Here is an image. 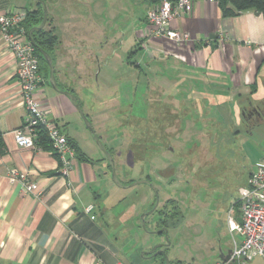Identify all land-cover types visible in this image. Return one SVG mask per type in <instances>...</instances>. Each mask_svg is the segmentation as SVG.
<instances>
[{
    "label": "crops",
    "instance_id": "crops-1",
    "mask_svg": "<svg viewBox=\"0 0 264 264\" xmlns=\"http://www.w3.org/2000/svg\"><path fill=\"white\" fill-rule=\"evenodd\" d=\"M160 1L133 0V11L138 7V15L126 24L109 21V8L118 10L119 0L46 2L52 9L44 28H53L59 38L52 53L55 75L60 89L71 91L75 100L45 80L36 96L75 150L88 157L77 156L68 175L61 173L59 156L50 146L37 141L34 147H23L15 141L13 130L22 126L27 110L14 53L0 35V264H161L163 255L147 257L142 253L161 242L157 234L165 233H156L158 222L152 220L154 229L142 230L138 220L142 209L128 200L125 187L112 180L107 162L88 140L89 130L75 104L86 114L81 94L91 84L93 56L100 70L116 72L117 66L124 67L125 42L130 47L126 57L129 69L141 70L146 62L151 68L152 59L169 62L176 73L187 76L176 99L182 109L190 108L196 94L199 117L211 110L217 124L237 127L233 133L246 145L248 166L239 190L247 186L254 167L264 162L263 16L254 9L225 15L219 0H192V10L175 18L172 26L190 32L194 39L177 43L151 34L146 14ZM36 8L38 0H0V10L18 11L24 20L28 11ZM139 51L144 56L134 61ZM112 101L111 107L116 108L118 97ZM103 142L114 148L111 140ZM13 168L27 172L33 192H24L21 183L9 179ZM229 214L235 223L242 221L239 195ZM229 231L232 248L240 237L236 230L229 227ZM220 254L212 264L220 260Z\"/></svg>",
    "mask_w": 264,
    "mask_h": 264
},
{
    "label": "rangeland",
    "instance_id": "rangeland-1",
    "mask_svg": "<svg viewBox=\"0 0 264 264\" xmlns=\"http://www.w3.org/2000/svg\"><path fill=\"white\" fill-rule=\"evenodd\" d=\"M119 1L122 4L118 10L110 6L109 21L126 24L139 9L133 11V0ZM47 8L51 11L52 6L47 4ZM124 46V67L117 66L116 72L100 70L93 56L91 84L81 94L86 116L102 141L114 143L111 150L116 171L126 185L123 193L142 209L138 211L141 226V214L156 200L152 186L158 191V208L172 198L186 215L184 221L168 228L170 264H212L232 245L228 211L248 170L246 145L233 133L235 126L217 124L211 110L199 117L196 94L189 109L181 108L176 99L181 96L182 84L188 81L186 75L176 73L169 62L153 59L151 68L146 62L141 70L129 69L126 57L130 47L127 42ZM143 54L139 51L134 61L141 60ZM114 96L119 100L116 108L111 107ZM87 134L90 144L104 158L92 133ZM132 180L138 183L130 185ZM152 214L142 230L154 229L158 210ZM157 239L161 241L158 243L166 242L165 235L157 234ZM247 264H264V259L256 256Z\"/></svg>",
    "mask_w": 264,
    "mask_h": 264
},
{
    "label": "built area",
    "instance_id": "built-area-1",
    "mask_svg": "<svg viewBox=\"0 0 264 264\" xmlns=\"http://www.w3.org/2000/svg\"><path fill=\"white\" fill-rule=\"evenodd\" d=\"M192 7V0H161L149 8L146 14L152 25L151 34L177 43L192 42L194 38L190 32L172 26L175 18L191 11ZM23 22L22 13L0 10V35L14 53L20 94L27 110L24 123L13 130V135L19 146L34 147L38 127L42 125L48 133L53 151L59 156L61 173L68 175L77 157L76 150L63 128L48 117L36 96L45 79L40 72V60L35 53V46L29 40ZM9 179L21 183L26 193L34 191V184L30 182L26 171L13 168L9 171ZM239 200L242 221L235 223L230 214L228 221L230 229L236 230L240 238L234 240L230 259H220L215 264H247L256 256L264 259V162L258 163L251 171L247 186L239 190Z\"/></svg>",
    "mask_w": 264,
    "mask_h": 264
},
{
    "label": "trees",
    "instance_id": "trees-1",
    "mask_svg": "<svg viewBox=\"0 0 264 264\" xmlns=\"http://www.w3.org/2000/svg\"><path fill=\"white\" fill-rule=\"evenodd\" d=\"M47 2V0H45ZM222 4V9L225 15H236L240 12L246 10V9H254L256 12L260 13L263 16L264 19V0H219ZM232 4L231 6H228ZM43 18V7L41 5V2L38 1V8L28 11L27 16L23 22L24 26L26 27L27 31H29L30 28L33 26H37L40 24L41 20ZM49 21V18L48 20ZM32 38L36 44L35 46V53L39 57L40 60V72L42 76L44 77L45 81L49 83V66L47 64V61L44 59L43 55L40 52L39 48H42L49 52L51 55L56 47V45L59 42V38L53 28L51 29H36L32 33ZM131 58V55L128 56V59ZM59 85V84H58ZM245 111V110H244ZM37 139L36 142L39 141L42 145L45 147L51 146V142L48 138L46 129L39 125L38 132H37ZM109 151L112 153V150L108 148ZM77 156L80 159H87L88 157L81 151L77 150ZM106 159V157H104ZM104 159V160H105ZM107 160V159H106ZM108 164V162H107ZM109 169H111L110 165L108 164ZM132 180L131 182H133ZM129 182V183H131ZM154 202L152 203L153 206ZM151 206V207H152ZM172 207V209H169ZM158 226H166V227H173L176 226L183 218V213L179 206H177V203L174 199L167 200V202L163 205V207L158 208ZM156 210V211H157ZM167 247L164 249L167 252ZM162 255V254H161ZM162 257V256H161ZM161 264H164L165 257H162Z\"/></svg>",
    "mask_w": 264,
    "mask_h": 264
},
{
    "label": "water",
    "instance_id": "water-1",
    "mask_svg": "<svg viewBox=\"0 0 264 264\" xmlns=\"http://www.w3.org/2000/svg\"><path fill=\"white\" fill-rule=\"evenodd\" d=\"M38 1L41 2V5L43 7V18H42L40 24H38L37 26H33L28 31L29 40L33 43L34 46H36V44H35V42H34V40L32 38V33L36 29H42V28L45 27V25L47 23V20H48V14H49L46 1L45 0H38ZM39 49H40L41 54L43 55L44 59L47 61V64L49 66V83H50V85L52 87H54L56 90L64 92L65 94H67L74 101L75 100V95L69 90H61L59 85H58V81H57V78H56V75H55V65H54V61H53L52 55L49 52H47L46 50L42 49V48H39ZM75 104H76V107L78 108V110L80 111L81 116H82L84 122L86 123V126H87L88 130L92 133L95 141L97 142L98 146L103 151V153H104V155H105V157L107 159V162H108V164L111 167L112 180L118 186L125 187L126 185L121 181V179L119 178V176L117 174L114 156L111 154V152L109 151V149L105 145V143L102 141V139L96 134V132H95L90 120L88 119V117L86 116V114L84 113V111L82 110L80 105L77 102H75ZM140 181L147 182V183L149 182L148 180H139V182ZM136 183H138V181H133V182H131L130 185H134ZM152 188L154 189V192L156 194V200H155V203H154L153 207L150 208V210L145 211V212H143L141 214V220H142L143 228H146V216H148L149 214L153 213L157 209V207L159 205L158 191L153 186H152ZM162 232L165 233L166 242L165 243H156V244H154L151 249L145 250L142 253V255H146L147 257H151V256L155 257V256H157L159 254H162L165 257V263L164 264H170V260L168 259L167 252L163 249V247H167L169 245L168 228L167 227H162V228H160V229H158L156 231V233H162ZM231 253H232V249H228L227 252H221L220 259L224 260V261L229 260L230 257H231Z\"/></svg>",
    "mask_w": 264,
    "mask_h": 264
},
{
    "label": "flooded vegetation",
    "instance_id": "flooded-vegetation-1",
    "mask_svg": "<svg viewBox=\"0 0 264 264\" xmlns=\"http://www.w3.org/2000/svg\"><path fill=\"white\" fill-rule=\"evenodd\" d=\"M171 199H172V198H171ZM169 200H170V199H169ZM177 206H178V204H177ZM157 209H158V207H157ZM157 209H156V210H157ZM169 209H172V207H170ZM156 210H155V211H156ZM162 227H166V226H161V227H159L158 229H160V228H162ZM167 228H169V227H167Z\"/></svg>",
    "mask_w": 264,
    "mask_h": 264
}]
</instances>
